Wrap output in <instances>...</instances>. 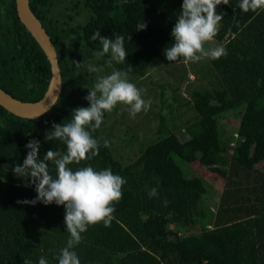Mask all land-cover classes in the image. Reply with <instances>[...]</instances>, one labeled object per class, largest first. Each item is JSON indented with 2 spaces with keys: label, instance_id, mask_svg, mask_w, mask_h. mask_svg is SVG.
<instances>
[{
  "label": "trees",
  "instance_id": "1",
  "mask_svg": "<svg viewBox=\"0 0 264 264\" xmlns=\"http://www.w3.org/2000/svg\"><path fill=\"white\" fill-rule=\"evenodd\" d=\"M53 1L30 0V6L58 51L62 95L82 82V68L72 61L82 64L86 49L102 51L91 39L97 30L104 37H124L126 62L112 64L119 71L146 76L156 67L184 63L169 62L164 54L174 43L171 32L183 0H172L164 11L155 0H79L92 17L76 27L48 18ZM240 2L217 7L224 19L215 40L227 55L210 59L207 74L215 77V87L192 92L186 105L197 115L188 122L187 134L162 121L161 140L127 166L103 143L98 156L70 165L73 170L111 169L127 181L111 225L89 226L74 248L81 264H264V9L244 13ZM143 22L147 28L137 31ZM50 80V63L21 23L16 0H0V88L38 102ZM57 104L38 119L16 117L0 106V264H24V259L39 264L41 256L58 264L70 238L64 206L18 203L36 199L37 192L27 177L18 178L12 170L23 165L30 140L40 142L41 159L49 150L66 151L61 141L46 140L54 124L70 122L73 110L55 111ZM239 111L237 139H223L220 120ZM93 136L99 139L96 132ZM177 159L201 176H187ZM49 170L56 175L51 162ZM212 175L225 181L216 210L203 205ZM153 188L157 195L150 197Z\"/></svg>",
  "mask_w": 264,
  "mask_h": 264
},
{
  "label": "clouds",
  "instance_id": "2",
  "mask_svg": "<svg viewBox=\"0 0 264 264\" xmlns=\"http://www.w3.org/2000/svg\"><path fill=\"white\" fill-rule=\"evenodd\" d=\"M221 4L229 5V0H183L182 10L171 32L174 43L164 49L169 62L181 60L184 63H197L202 58L218 60L227 55L224 47L211 46L215 44L220 22L224 19L223 14L217 13V7ZM239 7L244 13L256 12L264 9V0H241ZM146 28L145 22L137 25V31ZM91 39L98 40L102 45V51L97 52L96 56H110L106 61L107 67H112L113 62H126L128 54L122 35L104 37L97 30ZM72 63L78 69L86 68L89 73L104 71L103 67L85 61L82 64L76 61ZM88 90L89 95L85 99L90 106L77 107L72 112L70 122L54 124L53 130L46 134L47 141H61L66 145V151L49 150L41 159L40 142L30 140L25 146L28 152L23 165L16 164L12 169L18 178L27 177L26 181L30 180L37 192L36 199L18 203H55L65 207L64 223L70 238L60 250L58 264H81L74 248L82 242V234L87 232L89 226L100 223L105 227L111 225L116 211L114 205L121 201L122 188L127 183L120 175L113 174L111 169L97 171L86 166L73 170L70 165H79L98 156L101 140L103 147H109L108 140L93 136L104 122L106 113L110 114L118 105H123L134 119L137 114L147 112L151 105L143 98V90L129 82L127 73L119 70L98 76ZM49 162L55 166V176L50 173ZM156 195L157 190L153 188L149 196ZM24 264L32 262L24 259ZM39 264H48V261L41 256Z\"/></svg>",
  "mask_w": 264,
  "mask_h": 264
},
{
  "label": "rangeland",
  "instance_id": "3",
  "mask_svg": "<svg viewBox=\"0 0 264 264\" xmlns=\"http://www.w3.org/2000/svg\"><path fill=\"white\" fill-rule=\"evenodd\" d=\"M160 11L169 8L172 0H155ZM92 12L84 7L79 0H54L48 18L60 22V26L76 27L89 22ZM59 20V21H58ZM49 21V20H48ZM211 46H221L215 40ZM73 51V50H72ZM97 52L90 53L88 49L81 54L83 61L91 63L97 67H103L100 73H89L86 68H82V82L74 91H67L60 98L55 111L62 109H76L77 107H89V102L85 99L89 95L90 88L93 87L100 75L110 74L118 70L112 65L107 67L105 56H96ZM80 60H76V62ZM211 67L210 59L202 58L197 63H177L162 67H156L146 76L127 74L129 82L134 83L137 88L143 90V98L150 101V109L141 112L133 119L126 106L118 105L112 113L105 114L104 122L95 132L99 138L109 141V148L115 160L121 165L127 166L133 163L150 145L161 140L163 135L159 129L162 121L169 125L170 129L182 127L184 134H187L188 122L194 121L196 111L190 110L187 102L192 99L194 90H207L215 87V77L208 76L207 72ZM242 112H233L226 118H222L223 139L232 137L237 139V130L240 125ZM103 143V140H101ZM185 174L189 177L201 176L197 171L177 159ZM262 165H258L261 168ZM190 169L191 171H189ZM207 181L209 193L203 201V205L216 210L220 203L222 190L225 181L215 175L208 177ZM210 183V184H209ZM193 233L199 234L200 230L195 229ZM185 232H188L186 229ZM185 232H181L182 235Z\"/></svg>",
  "mask_w": 264,
  "mask_h": 264
},
{
  "label": "water",
  "instance_id": "4",
  "mask_svg": "<svg viewBox=\"0 0 264 264\" xmlns=\"http://www.w3.org/2000/svg\"><path fill=\"white\" fill-rule=\"evenodd\" d=\"M18 17L46 55L51 67V80L43 99L25 102L0 88V106L22 119H38L51 111L63 92V76L58 51L41 20L34 14L30 0H16Z\"/></svg>",
  "mask_w": 264,
  "mask_h": 264
}]
</instances>
